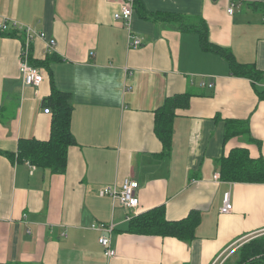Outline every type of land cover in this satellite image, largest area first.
Instances as JSON below:
<instances>
[{
	"label": "crops",
	"instance_id": "crops-1",
	"mask_svg": "<svg viewBox=\"0 0 264 264\" xmlns=\"http://www.w3.org/2000/svg\"><path fill=\"white\" fill-rule=\"evenodd\" d=\"M127 1L0 0V26H8L0 27V151L15 154L19 140L47 141L54 118L45 105L48 71L39 68L38 88L22 83L24 28L45 36L30 44L33 62L58 57L49 70L55 88L70 95L74 139L62 175L0 154V264H231L241 246L264 235V183L214 179L233 149L264 160V101L255 91L264 81L231 76L226 60L203 50L190 29L204 22L210 44L264 73V0H132L130 28L142 42L133 49L114 19ZM185 94L188 107L174 113L166 158L155 112ZM228 121L247 123L248 133L225 139ZM125 178L138 183L136 208L99 196ZM225 193L228 214L220 213ZM159 206L168 221L196 212L195 238L127 231L130 219ZM93 224L113 226L114 257L104 255V234Z\"/></svg>",
	"mask_w": 264,
	"mask_h": 264
},
{
	"label": "trees",
	"instance_id": "trees-1",
	"mask_svg": "<svg viewBox=\"0 0 264 264\" xmlns=\"http://www.w3.org/2000/svg\"><path fill=\"white\" fill-rule=\"evenodd\" d=\"M151 19L159 21V18ZM163 21L176 23L179 30L189 29L182 19L164 18ZM197 32L200 37L201 48L205 51L213 52L224 58L229 66L230 75L245 78L253 85L261 84L264 81V73L257 71L251 64H240L235 61L233 55L228 51L209 43L207 30L204 22L200 21L195 27H190ZM189 29V30H190ZM58 60L54 54H50L44 61L33 62L29 57V64L36 68L48 71L50 74L51 93L45 99V105L52 107L54 118L51 124L49 139L47 141H36L33 139L19 140L15 154H0L9 159H16L19 162H26L31 166L48 171L51 175H62L65 173L67 163V153L70 146L74 144V139L70 131L71 120V100L70 95L57 90L52 80L49 70L51 62ZM40 69V70H41ZM258 99L264 101V88H255ZM190 95H177L165 100L160 108L155 112L154 130L162 142L163 157L170 153L171 149V122L176 109L188 107ZM49 110V109H48ZM233 125H238L236 128ZM248 133L247 123L226 122L225 139H229L237 134ZM218 171L220 179L229 183H264V160L262 158L251 159L244 149H233L227 157L218 161ZM163 206L155 207L141 215L129 220L127 231L131 234L143 236H155L161 238H175L179 241L189 243L195 238V229L200 222L196 212L190 213L187 217L179 221H168L165 218ZM237 251V259L234 264H264V235L252 239ZM226 264V263H224ZM232 264V263H231Z\"/></svg>",
	"mask_w": 264,
	"mask_h": 264
},
{
	"label": "built area",
	"instance_id": "built-area-1",
	"mask_svg": "<svg viewBox=\"0 0 264 264\" xmlns=\"http://www.w3.org/2000/svg\"><path fill=\"white\" fill-rule=\"evenodd\" d=\"M132 0H128L119 13L114 15V19L121 21L127 31L128 42L127 47L130 49L138 48L142 46V42L140 39L136 38L134 34L131 32L130 28V19L132 15ZM227 13L232 15L233 13V4L229 6L227 9ZM1 31L7 30V25L2 24ZM25 33V40L21 46V51L19 55V64L18 71L22 80V83L26 86H31L34 88H38L44 81V75L39 68L32 66L29 64V53H30V44L33 39L39 38L41 40L45 39L44 34L38 33L30 28L23 29ZM55 43L53 40L49 41L46 45V48L49 51L53 50ZM44 113L49 114V110L46 109ZM33 167V166H31ZM34 168V167H33ZM215 180H219L218 175L214 177ZM138 188V183L131 179H126L122 182L119 189L116 190L115 187H108L99 190L100 197H110L113 200H117L120 205L123 207H127L128 209L136 208L138 206V200L135 198V191ZM222 207L220 209V213L228 214L232 211V204L229 199V194L225 193L222 198ZM91 228L95 231L102 232L104 235L99 239V245L104 250V255L108 258L114 257L115 251L110 246L109 236L113 231V226L105 225V224H93ZM224 260L219 264H223Z\"/></svg>",
	"mask_w": 264,
	"mask_h": 264
},
{
	"label": "rangeland",
	"instance_id": "rangeland-1",
	"mask_svg": "<svg viewBox=\"0 0 264 264\" xmlns=\"http://www.w3.org/2000/svg\"><path fill=\"white\" fill-rule=\"evenodd\" d=\"M232 264H234V263H232Z\"/></svg>",
	"mask_w": 264,
	"mask_h": 264
}]
</instances>
